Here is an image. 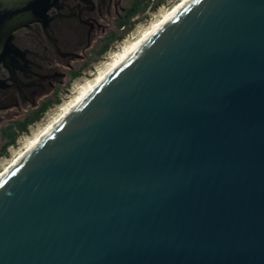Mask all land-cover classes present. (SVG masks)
<instances>
[{
    "label": "water",
    "instance_id": "95a60500",
    "mask_svg": "<svg viewBox=\"0 0 264 264\" xmlns=\"http://www.w3.org/2000/svg\"><path fill=\"white\" fill-rule=\"evenodd\" d=\"M119 9L0 0V120ZM0 264H264V0H188L8 173Z\"/></svg>",
    "mask_w": 264,
    "mask_h": 264
},
{
    "label": "flooded vegetation",
    "instance_id": "af4514ba",
    "mask_svg": "<svg viewBox=\"0 0 264 264\" xmlns=\"http://www.w3.org/2000/svg\"><path fill=\"white\" fill-rule=\"evenodd\" d=\"M164 1L167 0H125V9H119L121 16L113 18L105 32H99L97 41H91L93 46H88L85 58H71L73 66H59L67 72L63 83L54 81L51 92H39L37 104L19 108L17 109L19 115L0 120V133L2 134L4 130L19 131L21 123H28L29 129L32 124L39 121L51 106L58 103L63 97L62 94L69 91L74 81L80 79L83 74H90L93 63L105 57L119 41L135 29L141 17L147 16L145 12L150 6L156 9ZM44 106H47L46 110L40 112ZM39 113H42L39 119L30 121Z\"/></svg>",
    "mask_w": 264,
    "mask_h": 264
},
{
    "label": "bare ground",
    "instance_id": "6f19581e",
    "mask_svg": "<svg viewBox=\"0 0 264 264\" xmlns=\"http://www.w3.org/2000/svg\"><path fill=\"white\" fill-rule=\"evenodd\" d=\"M188 0H177L170 7H162L157 15L147 22V26L137 35L132 36L126 45L120 49L111 59H106L104 67L92 75L80 86L79 91L72 99L58 108L55 116L46 121L30 137H25L22 142V148L18 150L11 159H9L0 170V181L10 173L29 153H31L56 127H58L76 107L109 75H111L138 47H140L161 25H163L182 5Z\"/></svg>",
    "mask_w": 264,
    "mask_h": 264
},
{
    "label": "rangeland",
    "instance_id": "374dc122",
    "mask_svg": "<svg viewBox=\"0 0 264 264\" xmlns=\"http://www.w3.org/2000/svg\"><path fill=\"white\" fill-rule=\"evenodd\" d=\"M170 2H173L172 4H174L177 0H169ZM163 7H168V6H163ZM162 7H160L159 9H158V12L155 10V9H153V8H148L147 10H146V12L145 13H147V16L146 17H141V19L138 21V23H137V25L136 26H138L139 25V27H135V29L133 30V34H131L132 36H135V34L137 33V30H138V28L140 29V31L141 30H143L146 26H147V22L151 19V18H154V17H159L157 14L159 13V12H161L160 11V9H161ZM139 31V32H140ZM138 32V33H139ZM137 33V34H138ZM136 34V35H137ZM130 36V35H129ZM126 38V39H125ZM123 39H125L124 40V42H122V40L121 41H119L118 42V45L115 47V48H113V49H111L110 51H109V53L108 54H106V58L105 57H103L102 59H100V60H98V61H96V62H94L93 63V67H91V70H90V74H83L81 77H80V79H78L77 81H74V83H73V85H71L70 87H69V91H67V93H63L62 94V96H63V98H64V100L66 99V101L62 104V101H60V102H58V103H56V104H54L53 106H51L47 111H46V114L45 115H43V117L44 118H48L50 115H56V107L58 106V105H60L59 107H62L64 104H66L67 102H69L71 99H72V97L79 91V88H80V86H82L83 84H84V82L85 81H87V80H89V79H92V75L95 73V72H97V71H99V69L100 68H103L104 67V64H105V61H106V59H111V58H113L114 57V55H116V53H118L119 51H120V49H122L125 45H126V42L130 39V38H127V36L126 37H124ZM121 46L118 50H116L117 49V47L118 46ZM70 91H71V93H70ZM70 95V96H69ZM68 96H69V98H68ZM58 111V110H57ZM49 120V119H48ZM47 120V121H48ZM38 123L40 122V120L39 121H37ZM45 123V122H44ZM43 123V124H44ZM42 124V125H43ZM32 126V127H31ZM30 127L33 129V128H35V129H37L38 127H37V124H34V125H31ZM41 128V127H40ZM39 128V129H40ZM38 130V129H37ZM36 130V131H37ZM34 133V132H33ZM33 133L31 134L29 131L27 132V133H25V132H21V133H19L18 134V136H17V139H16V143H15V146L14 147H12L11 145L8 147V153L7 154H4V155H0V170H1V168L4 166V164L9 160V159H11L12 157H13V154H15L18 150H20L21 148H22V142H21V138L22 137H24V136H26V135H33ZM30 136H27V137H30ZM5 142V140H4V138L2 137V134L0 133V147L3 145V143Z\"/></svg>",
    "mask_w": 264,
    "mask_h": 264
},
{
    "label": "trees",
    "instance_id": "16d2710c",
    "mask_svg": "<svg viewBox=\"0 0 264 264\" xmlns=\"http://www.w3.org/2000/svg\"><path fill=\"white\" fill-rule=\"evenodd\" d=\"M60 100H58L59 102ZM47 106H44L40 112L46 110ZM42 113H39L38 115H36L34 118H32L30 121H34L37 120L41 117ZM28 123H21L19 124V131H14V130H4L2 133L3 138L5 139V142L3 143V145L0 147V155H4L8 153V147L12 144L16 143V139L19 133L21 132H26L28 131Z\"/></svg>",
    "mask_w": 264,
    "mask_h": 264
},
{
    "label": "built area",
    "instance_id": "2783aa9c",
    "mask_svg": "<svg viewBox=\"0 0 264 264\" xmlns=\"http://www.w3.org/2000/svg\"><path fill=\"white\" fill-rule=\"evenodd\" d=\"M173 2H170L169 0H167V1H164V3L163 4H160V6L159 7H157L155 10L158 12V9L160 8V7H162V6H168V7H170L171 5H173L172 4ZM151 8V6L149 7V9ZM136 27H139V25L138 26H136ZM140 31V29L138 28V30H137V33ZM136 33V34H137ZM131 34H133V31H130L129 33H128V35H127V38L129 37V35H131ZM135 34V35H136ZM126 39V38H125ZM125 39H122V42H124V40ZM122 46V45H121ZM120 45L117 47V49L116 50H118L120 47H121ZM106 58V57H105ZM70 93H71V91H70ZM70 96V95H69ZM69 96H68V98H69ZM60 101H62V104L66 101V99L64 100V98L63 97H61V99H60ZM59 101V102H60ZM61 105V104H60ZM60 105H58L57 107H56V112H57V110H58V108H59V106ZM46 114V112L43 114V115H45ZM54 115H50L47 119L46 118H44V117H42L41 119H40V122L38 123V122H36V123H34V124H37V129H39L40 127H41V125L44 123V122H46L48 119H50L51 117H53ZM34 124H32V125H34ZM32 127V126H31ZM31 127H29V129H28V131L32 134L33 132H35L37 129H35V128H31ZM28 131H26L25 133H27ZM27 136H30V135H26V136H24V137H22L21 138V142H23V140H24V138L25 137H27ZM18 140V139H17ZM12 147H14L15 146V144H12L11 145ZM14 155V154H13Z\"/></svg>",
    "mask_w": 264,
    "mask_h": 264
}]
</instances>
